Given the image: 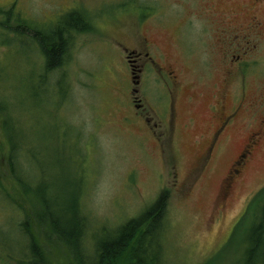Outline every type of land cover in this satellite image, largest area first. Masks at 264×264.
<instances>
[{"label": "rangeland", "instance_id": "1", "mask_svg": "<svg viewBox=\"0 0 264 264\" xmlns=\"http://www.w3.org/2000/svg\"><path fill=\"white\" fill-rule=\"evenodd\" d=\"M171 1L0 0V7L13 9L9 24L15 26L18 17L20 27L12 35L0 26V98L8 107L7 117L0 114V264H19L16 258L29 254L28 227L48 262L66 263L64 258L61 262L64 247L54 245V237L46 239L47 224L36 221L45 197L64 218L70 195L78 194L90 249L113 237L117 226L136 217L162 190L168 195L164 226L156 236L159 264H204L216 255L215 264H244L248 242L244 228L234 224L247 200L264 188V143L225 209L218 207L217 195L222 193L221 179L256 127L252 117L245 119L242 113L209 148L203 104L189 109L194 124L178 119L171 135L156 131L150 136L130 113L119 42L128 44L126 33L139 28V5L163 15ZM73 8L85 12L80 26L89 29L68 36L64 65L42 92L34 83L36 61L41 64L42 59L31 33L37 29L48 34L58 17ZM145 26L160 33L175 31V24L160 27L149 21ZM258 55L253 70L242 69L244 74L251 70L248 82L259 93L249 90L246 97L256 102L264 99V49ZM6 122L13 124L12 138L21 142L15 173L23 177L25 170L29 192L11 174ZM262 198L264 192L252 199ZM28 216L30 226L24 229L21 222ZM252 218L247 206L239 226Z\"/></svg>", "mask_w": 264, "mask_h": 264}, {"label": "flooded vegetation", "instance_id": "2", "mask_svg": "<svg viewBox=\"0 0 264 264\" xmlns=\"http://www.w3.org/2000/svg\"><path fill=\"white\" fill-rule=\"evenodd\" d=\"M236 1L172 0L163 15L155 7L140 6L139 28L126 33L128 44L119 42L130 113L150 136L156 131L171 135L178 119L194 124L193 105L205 106L209 148L242 113L255 121L221 179L217 196L223 209L264 143V99L246 97L249 90L259 93L248 82V72L264 49V0ZM149 21L160 27L175 24V31H151L145 26ZM244 68L252 69L244 74Z\"/></svg>", "mask_w": 264, "mask_h": 264}, {"label": "trees", "instance_id": "3", "mask_svg": "<svg viewBox=\"0 0 264 264\" xmlns=\"http://www.w3.org/2000/svg\"><path fill=\"white\" fill-rule=\"evenodd\" d=\"M13 9L0 8V15L3 20L0 23L3 32H8L12 35L17 33L20 29L18 25V17H16L15 26H11L9 22L14 21ZM85 12L77 10H70L64 15L58 17L54 25L50 28L49 33L45 34L41 30H32L30 34L36 45V53L42 59V63H38V71L36 74L35 87L41 89L42 92L48 88L50 77L52 73L64 65L66 59V40L68 36L74 31H86L89 27L80 26L84 22ZM9 42V40H7ZM5 41V44L7 43ZM35 53V54H36ZM36 65V67H37ZM7 102L0 98V114L7 117L8 115ZM6 119L5 121H7ZM15 122V121H14ZM12 123L8 125L6 122L4 127L8 134V141L10 142V149L8 154L9 167L14 181L18 183L25 191H31L32 188L28 187L26 183L27 175L23 171V177L16 176L15 171L18 151L21 147L19 139L12 138L13 128ZM11 126V127H10ZM10 127V129H9ZM14 158V159H13ZM14 160V167H13ZM22 168V167H21ZM16 172V173H15ZM264 188L256 194L263 193ZM36 193V192H35ZM255 194V195H256ZM77 195H70L68 213L63 218L61 211L56 214L54 210L48 206L46 197L41 202V211L36 214V221L41 225L46 226V239L50 236L55 238L54 245L61 244L64 247L61 262L65 264H159L162 255H159L160 243L157 241V232L164 226V212L167 201V193L162 190L153 203L143 209L136 217L130 218L117 226L113 231V237L108 240L95 242L94 248L86 247V217L82 214L81 201ZM254 195V196H255ZM262 195V194H261ZM260 195V196H261ZM257 199V198H256ZM255 199V200H256ZM257 203V204H256ZM253 211V218L251 223L237 224L236 228L243 227L244 238L246 237L247 253L245 255L244 264H264V198L261 200L252 199L248 205ZM28 215V214H27ZM28 216L21 225L29 223ZM64 225V226H63ZM25 229V227H24ZM29 229V245L28 255H22L21 258H16L19 264H54L48 262L42 253L35 240L32 229ZM160 230V231H161ZM158 243V249H157ZM46 245H50L45 243ZM157 249V251H155ZM161 254V253H160ZM216 255L206 261L204 264H215Z\"/></svg>", "mask_w": 264, "mask_h": 264}]
</instances>
